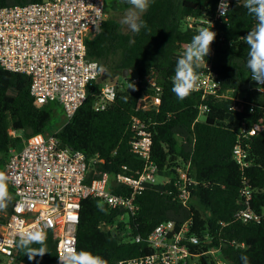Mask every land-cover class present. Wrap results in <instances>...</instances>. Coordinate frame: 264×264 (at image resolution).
I'll return each instance as SVG.
<instances>
[{
	"label": "trees",
	"instance_id": "1",
	"mask_svg": "<svg viewBox=\"0 0 264 264\" xmlns=\"http://www.w3.org/2000/svg\"><path fill=\"white\" fill-rule=\"evenodd\" d=\"M41 1L0 0V8ZM244 2L233 0L226 16L211 28L216 33L215 53L207 60L212 63L220 83L219 93L231 92L227 98L209 97L202 101L200 93L191 92L180 100L171 91L176 54L198 32L186 27V18L212 13L217 0H151L148 10L141 15L147 28L139 33L124 32L120 21L106 18L98 35L87 43L88 57L98 61L99 70L102 67L120 76L127 75L123 78L130 86L134 84L135 90L120 88L114 74L109 82L116 85V101L105 111L97 112L94 102L104 82H92L86 102L56 133L61 145L82 152L87 158L103 159L99 170L131 175L143 167V161L131 151L130 123L136 117L145 122L152 133L151 158L159 169L173 166L177 157L191 159L192 173L198 184L192 190L194 203L188 209L166 192L146 189L138 194L136 201L140 210L128 219L131 241L127 242L119 233L100 228L102 224H116L117 229L123 230L125 223H118L121 212L94 199L83 200L77 230L78 251L83 249L98 255L108 264L145 257L151 253L147 237L158 224L191 220V234L210 237L209 242H202L193 251L220 247L228 264H243L242 256L248 257L249 264H264V219L259 223H242L234 218L242 208L239 190L244 177L253 190L251 208L257 214L264 210V93L255 88L243 89L251 80V72L246 67L249 47L244 36L256 24ZM130 7L124 0H106V8L111 11ZM130 71L136 74L138 82H133ZM153 76L162 88L161 103L157 110L137 109L140 100L151 94L145 80ZM202 103L208 105L210 111L196 122ZM239 105H242L240 112L237 111ZM57 106L50 103L38 108L30 95V78L0 65V170L11 149L20 150L25 140L47 135ZM259 121L262 123L257 134L241 140L248 146L250 161V166L242 171L232 158V151L240 142V127L243 122L253 126ZM12 131L22 135L12 136ZM114 192L121 194L128 190L115 187ZM13 201L12 197L8 202V216L12 213ZM136 236L141 237V242L133 241ZM46 243L48 254L42 259L37 257L30 262L23 251L16 249V262L55 264L58 258L53 233L47 234ZM201 263L214 264L204 258Z\"/></svg>",
	"mask_w": 264,
	"mask_h": 264
},
{
	"label": "built area",
	"instance_id": "2",
	"mask_svg": "<svg viewBox=\"0 0 264 264\" xmlns=\"http://www.w3.org/2000/svg\"><path fill=\"white\" fill-rule=\"evenodd\" d=\"M232 1L226 0L228 4L223 16L218 7L221 0H217L212 13L186 18V27L197 31L204 27L211 29L226 16ZM105 12L106 0H42L0 8L1 67L30 78V95L38 108L58 104L66 121L71 120L86 102L92 82L100 79L99 63L88 57L87 43L98 35L106 19ZM185 48L177 52L178 58ZM214 53L212 43L209 55L200 62L199 84L193 92L200 93L202 101L209 97H229L226 96L229 91L219 93L220 83L212 70V63L207 60ZM133 82H138V78ZM145 82L151 94L140 100L137 109L157 110L162 88L154 76ZM255 89L264 93V85L256 83ZM116 97V85L104 82L94 102L95 111H105ZM198 109L196 122L210 111L203 103ZM241 110L242 105H239L237 111ZM261 123L252 126L243 122L240 127V142L234 147L232 158L242 171L250 166V161L248 146L241 140L255 136ZM130 131L131 151L143 161L142 169L131 175L99 170L98 165L104 163L103 159L98 156L87 158L82 152L63 147L56 134L29 138L20 150H10V156L0 171L8 177L7 187L14 201L11 215L0 223V264H23L16 262L17 248L9 242L17 238L18 231L33 228H44L47 234H54L57 258L67 247L77 249L80 210L85 199L97 200L111 210L121 212L118 223H125L123 230L117 229L116 224H102L100 228L119 233L126 242L131 241L128 219L140 210L136 197L146 189H156L155 176L160 172L167 173V180L156 190L166 192L187 209L191 207L194 203L192 190L198 184L192 173L191 159L177 157L173 166L160 170L151 158L152 133L146 123L134 117ZM16 133L12 131L11 135L17 136ZM115 187L128 190V193L116 194ZM239 198L242 208L234 214L237 221L259 223L264 219V210L257 214L251 208L253 190L245 177ZM192 223L188 220L178 224L170 220L158 224L146 240L150 254L120 260L116 264H202L203 258L207 263L228 264L220 247L193 251L202 242H209L210 237L208 234H203V238L191 234ZM133 241L141 242V237L136 236ZM55 264H59L58 259Z\"/></svg>",
	"mask_w": 264,
	"mask_h": 264
},
{
	"label": "clouds",
	"instance_id": "3",
	"mask_svg": "<svg viewBox=\"0 0 264 264\" xmlns=\"http://www.w3.org/2000/svg\"><path fill=\"white\" fill-rule=\"evenodd\" d=\"M124 2L131 7L121 23L127 25L133 33H139L147 28V23L141 19V14L148 10L150 0H124ZM227 4L226 0H221L218 6L221 16L225 14ZM244 7L256 20L255 27L244 36L249 47L246 67L251 72V80L258 85H264V0H245ZM215 37L216 33L212 29L201 28L186 45L182 56L177 59L171 91L178 99L187 98L197 89L200 79L197 69L200 67V62L209 55ZM100 71L104 72L105 69L101 67ZM130 88L135 90V85L131 84ZM7 181L6 174L0 171V210L6 209L8 202L12 200ZM16 237L9 243L23 251L30 262L35 261L37 257L42 259L48 254L47 233L44 228L18 231ZM33 245H39V247H33ZM58 260L59 264H108L104 258L83 249L78 251L75 247H67L63 255L58 256ZM241 260L243 264H249L247 256H242Z\"/></svg>",
	"mask_w": 264,
	"mask_h": 264
},
{
	"label": "rangeland",
	"instance_id": "4",
	"mask_svg": "<svg viewBox=\"0 0 264 264\" xmlns=\"http://www.w3.org/2000/svg\"><path fill=\"white\" fill-rule=\"evenodd\" d=\"M151 1V0H150ZM128 9L129 8H127V9H118L117 11H111V10H109V9H107L106 8V16H105V18H115V19H117L118 21H120V23H121V21H122V19L124 18V16L126 15V13H127V11H128ZM142 15V14H141ZM121 25H122V30L124 31V32H131V30L128 28V26L127 25H125V24H122L121 23ZM114 74H116V73H114V72H108V71H105V72H102L101 74H100V78H101V80H103L102 82H109L111 79V76H113ZM127 76V75H126ZM126 76H120V74L119 73H117L116 74V79H115V81H117L118 83H119V86H120V88H123V89H128V90H130L131 88V86L126 82V80L123 78V77H126ZM130 77L132 78V79H135L136 78V74H133V72L130 74ZM226 96H231V92H228V93H226ZM66 123V116H65V114H64V112H63V110H62V108L59 106H57V108H56V110H55V115H54V117H53V119H52V122H51V125H50V128H49V130H48V132H47V135H51V134H56V133H58L60 130H61V128H62V126L64 125ZM18 134H17V136L19 135V134H21L22 135V133L21 132H17ZM167 180V173L166 172H160V173H158L156 176H155V182H154V186H155V188L156 189H160V188H162L163 186H164V184H165V181ZM8 192H9V194L11 195V193H10V191L8 190ZM12 196V195H11ZM197 205H198V207H199V209L202 211V212H204V210H203V208H201L200 206H199V203L198 202H195ZM8 214H9V212H8V209H7V207H6V209H3V210H0V223H3V222H5V220L7 219V217H8ZM2 257H1V255H0V259H1Z\"/></svg>",
	"mask_w": 264,
	"mask_h": 264
},
{
	"label": "water",
	"instance_id": "5",
	"mask_svg": "<svg viewBox=\"0 0 264 264\" xmlns=\"http://www.w3.org/2000/svg\"><path fill=\"white\" fill-rule=\"evenodd\" d=\"M130 73H132V71H130ZM125 75H126V73H125ZM98 81L101 82V79H99ZM254 88H256V83H255V82L248 83V84H246V85L243 87L244 90L254 89ZM113 234H114V233H113Z\"/></svg>",
	"mask_w": 264,
	"mask_h": 264
},
{
	"label": "crops",
	"instance_id": "6",
	"mask_svg": "<svg viewBox=\"0 0 264 264\" xmlns=\"http://www.w3.org/2000/svg\"><path fill=\"white\" fill-rule=\"evenodd\" d=\"M16 134H18V133H16ZM19 135H21V134H19Z\"/></svg>",
	"mask_w": 264,
	"mask_h": 264
}]
</instances>
